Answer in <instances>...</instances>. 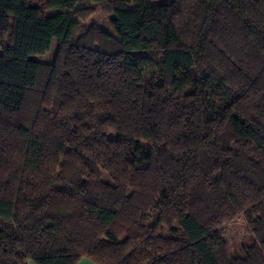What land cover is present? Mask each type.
<instances>
[{
  "label": "trees",
  "instance_id": "1",
  "mask_svg": "<svg viewBox=\"0 0 264 264\" xmlns=\"http://www.w3.org/2000/svg\"><path fill=\"white\" fill-rule=\"evenodd\" d=\"M0 40V264H264V0H0Z\"/></svg>",
  "mask_w": 264,
  "mask_h": 264
},
{
  "label": "rangeland",
  "instance_id": "2",
  "mask_svg": "<svg viewBox=\"0 0 264 264\" xmlns=\"http://www.w3.org/2000/svg\"><path fill=\"white\" fill-rule=\"evenodd\" d=\"M81 26L85 28H90L91 26L98 27L110 34L113 38L119 37L117 29L115 28L113 22L109 19L108 13L105 12V10L101 7H98L97 9L96 7L93 8L92 12L83 21H81ZM57 45V40H54L49 51L45 52L44 54L32 55L31 58L46 63L51 62L55 56ZM144 146L147 147L146 145ZM143 161L144 160H142L140 163L142 164ZM104 178L107 180L106 176ZM248 231H250V226L242 217L232 220L224 225L223 240L227 247L229 257L242 255L241 247L248 239ZM176 232V225H174L172 228L165 229V233L170 235L175 234Z\"/></svg>",
  "mask_w": 264,
  "mask_h": 264
},
{
  "label": "crops",
  "instance_id": "3",
  "mask_svg": "<svg viewBox=\"0 0 264 264\" xmlns=\"http://www.w3.org/2000/svg\"><path fill=\"white\" fill-rule=\"evenodd\" d=\"M27 264H36V263L33 261H28ZM76 264H99V263L90 259V258L81 257V258H79V260L77 261Z\"/></svg>",
  "mask_w": 264,
  "mask_h": 264
}]
</instances>
